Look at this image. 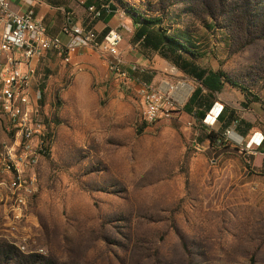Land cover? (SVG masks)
I'll return each instance as SVG.
<instances>
[{"label": "rangeland", "instance_id": "rangeland-1", "mask_svg": "<svg viewBox=\"0 0 264 264\" xmlns=\"http://www.w3.org/2000/svg\"><path fill=\"white\" fill-rule=\"evenodd\" d=\"M149 4L145 15L167 36L192 40L199 67L223 74L222 91L202 100L227 109L224 122L187 111L199 84L167 52L151 89L184 82L191 91L152 125L141 119L139 84L103 92L109 82L67 65L57 76L40 60L32 90L46 142L21 209L0 173V264H264V0ZM12 140L0 113V145Z\"/></svg>", "mask_w": 264, "mask_h": 264}, {"label": "built area", "instance_id": "built-area-1", "mask_svg": "<svg viewBox=\"0 0 264 264\" xmlns=\"http://www.w3.org/2000/svg\"><path fill=\"white\" fill-rule=\"evenodd\" d=\"M20 1L29 7L37 2ZM74 1L84 5V0ZM154 1L93 0L86 12L91 21L98 20L102 12L108 13L110 4H116L121 10L124 6L144 13L145 5ZM60 32L66 38L65 43L60 37L47 34L46 27L32 10L18 13L10 8L8 0H0V113L13 134L9 144L0 145V173L10 178L16 209H21L34 191L35 178L26 174L28 169L37 166L46 142V127L37 107L41 91L34 92L32 86L37 83V64L48 53L57 54L64 65L71 64L73 56L83 49L104 56L108 71L116 82L140 85L141 119L146 125L169 118L186 97L185 91L175 89L176 92L167 93L166 85L164 89L153 90L130 76L122 67L119 50L122 37L117 29L108 31L101 39L93 30L73 31L67 25ZM177 85L189 87L184 82ZM220 112V109L209 110L204 123L216 122ZM230 134V130H225L224 135ZM256 140L252 144L258 147L261 140Z\"/></svg>", "mask_w": 264, "mask_h": 264}, {"label": "crops", "instance_id": "crops-1", "mask_svg": "<svg viewBox=\"0 0 264 264\" xmlns=\"http://www.w3.org/2000/svg\"><path fill=\"white\" fill-rule=\"evenodd\" d=\"M8 1L10 8L15 12L23 13L27 10H32L35 17L39 18L42 21V24L46 27L47 34L60 37L63 43L66 42V38L61 34L60 30L64 25L69 26L73 31L93 30L100 39L107 33V31L117 29L122 37L119 50L122 57L123 69H125V71L136 81L140 82L138 77L140 76L141 79H144L140 83H145L149 87H151V83L148 80L152 77V72H157L159 68H166V65L163 64L165 62H163L157 53L151 54L144 51L140 47V44L137 41H134L135 27L132 24L131 19L119 8L116 12H111V14L102 12L98 20L91 21L87 15L86 7L91 5L93 0H84V5H81L74 0H37V2L33 3L30 7L22 3L20 0ZM109 3L110 2H108V4ZM113 5L116 6V4ZM124 30L127 32L133 31L131 38L126 35V40V36L124 37ZM54 54L55 53H48L41 61H43L45 67L54 70L57 76H59L64 72V64L60 62L62 66H57V63H52V60L55 57H59L57 54ZM196 59L197 58L193 59V62L199 67ZM67 66L72 72L77 71L87 74L91 83H93V81L96 84L109 82V84L102 87L103 92L105 88H114L118 83L109 73L104 62V56L97 52L87 49L80 50L75 56H73L71 64ZM173 68L177 73H181L187 78L192 79L174 65ZM199 68L203 69L201 67ZM133 86L135 85L133 84ZM211 109H220L221 112L218 115L217 122L223 123L227 109H224L223 106L218 103L212 104L209 110ZM209 110H207V112ZM256 142L257 140H254L253 143Z\"/></svg>", "mask_w": 264, "mask_h": 264}, {"label": "trees", "instance_id": "trees-1", "mask_svg": "<svg viewBox=\"0 0 264 264\" xmlns=\"http://www.w3.org/2000/svg\"><path fill=\"white\" fill-rule=\"evenodd\" d=\"M122 8L127 12L128 15L126 12L125 14L131 19L135 27L134 41H137L144 51L157 53L160 58H164L161 53L167 52V54L171 56L172 64L199 84V87L190 96L186 107L187 111L194 113L199 121L203 120L205 113L209 110L213 102H203L202 93L203 91L210 93L221 92L224 83L227 82L223 74L197 67L193 59L201 56L192 47L194 45H192V40L185 37L184 40L181 41L175 36H167V33L164 32L161 27V19L151 18L146 16L145 13H140L124 6H122ZM108 13L111 14L110 11ZM230 85L240 90L249 103H257L259 101L256 97H253L252 100H248V95L250 94L245 88L234 83H230ZM208 139L211 144L215 141V138L211 136H208Z\"/></svg>", "mask_w": 264, "mask_h": 264}, {"label": "bare ground", "instance_id": "bare-ground-1", "mask_svg": "<svg viewBox=\"0 0 264 264\" xmlns=\"http://www.w3.org/2000/svg\"><path fill=\"white\" fill-rule=\"evenodd\" d=\"M180 86V88L179 89H181V91H185V94L187 95L188 94V92H190L191 91V87H187V88H185L186 86H184V85H179ZM178 86V87H179ZM166 89H172L170 86H166V88H165V90ZM174 89V88H173ZM176 89H178V88H176ZM178 89V90H179ZM173 97L174 98H176L174 95H173ZM211 115H212V113H210ZM214 124V123H213Z\"/></svg>", "mask_w": 264, "mask_h": 264}, {"label": "water", "instance_id": "water-1", "mask_svg": "<svg viewBox=\"0 0 264 264\" xmlns=\"http://www.w3.org/2000/svg\"><path fill=\"white\" fill-rule=\"evenodd\" d=\"M117 9H118V7L117 6H114L113 4H110L109 6H108V10L110 11V12H116L117 11Z\"/></svg>", "mask_w": 264, "mask_h": 264}]
</instances>
